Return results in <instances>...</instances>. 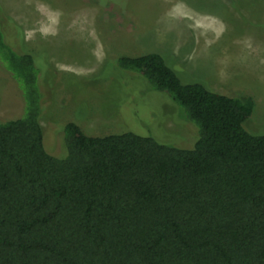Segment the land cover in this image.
Wrapping results in <instances>:
<instances>
[{
	"label": "trees",
	"instance_id": "1",
	"mask_svg": "<svg viewBox=\"0 0 264 264\" xmlns=\"http://www.w3.org/2000/svg\"><path fill=\"white\" fill-rule=\"evenodd\" d=\"M0 5V68L24 114L0 118V264H264V134L253 100L184 84L162 54L119 56L198 124L191 149L65 126L45 146L39 67Z\"/></svg>",
	"mask_w": 264,
	"mask_h": 264
},
{
	"label": "rangeland",
	"instance_id": "2",
	"mask_svg": "<svg viewBox=\"0 0 264 264\" xmlns=\"http://www.w3.org/2000/svg\"><path fill=\"white\" fill-rule=\"evenodd\" d=\"M39 67L40 121L63 158L65 126L90 136L134 132L191 149L198 124L122 55H163L184 84L253 100L245 127L264 134V0H0ZM24 114L13 76L0 68V118Z\"/></svg>",
	"mask_w": 264,
	"mask_h": 264
}]
</instances>
